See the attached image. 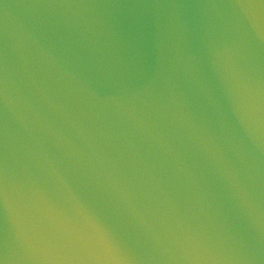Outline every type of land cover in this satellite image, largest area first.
Segmentation results:
<instances>
[{"label": "water", "instance_id": "95a60500", "mask_svg": "<svg viewBox=\"0 0 264 264\" xmlns=\"http://www.w3.org/2000/svg\"><path fill=\"white\" fill-rule=\"evenodd\" d=\"M0 264H264V0H0Z\"/></svg>", "mask_w": 264, "mask_h": 264}]
</instances>
